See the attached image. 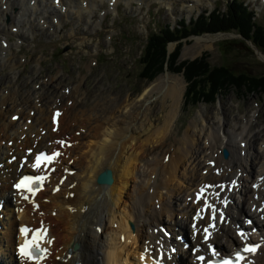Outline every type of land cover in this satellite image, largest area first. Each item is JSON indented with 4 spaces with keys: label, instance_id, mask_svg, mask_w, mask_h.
Returning a JSON list of instances; mask_svg holds the SVG:
<instances>
[{
    "label": "bare ground",
    "instance_id": "bare-ground-1",
    "mask_svg": "<svg viewBox=\"0 0 264 264\" xmlns=\"http://www.w3.org/2000/svg\"><path fill=\"white\" fill-rule=\"evenodd\" d=\"M87 1L96 6L97 0H41L40 4L31 0V7L23 10L10 30L20 28L26 11L32 10L51 13L59 22L63 17L58 11L65 15V6L76 9L80 4L76 14L83 18L92 12ZM109 1L115 6L120 0ZM222 37L196 40L212 44ZM3 49L0 63L14 72L6 80L8 88L0 91V206L6 219H12L2 223L0 264H143L152 256L162 264H201L197 256L203 255L206 261L212 258L209 243L224 255H230L231 249L241 250L244 244L237 226L245 225L249 217L255 220L247 232L261 248L243 264H264V131L255 134L259 139L255 145L252 120L231 129L230 116H217V123L199 118L174 148L168 140L183 103L182 80L172 89L173 104L162 106L168 112L153 119L150 101L155 93L164 95L157 92L161 84L146 87L135 99L129 93L111 92L108 99L96 95L92 104L80 84L67 93L54 83L55 78L44 80L41 90L34 84V90L24 92L17 83V62L7 44ZM65 127L72 130V138L57 148ZM75 127L85 128L86 133L82 136V131H73ZM199 140L202 145H197ZM50 149L60 154L44 190L29 200L19 197L13 184L26 170H33L36 155ZM224 149L230 154L227 159ZM107 170L114 182L99 184V176ZM175 184H186V191L174 202L177 206L173 204ZM197 195L203 198L197 200ZM206 197L211 207L203 215L200 210ZM213 209H223L226 219L205 241L203 228L209 226ZM219 219L218 212L215 222ZM21 227L30 229V236L35 228L47 233L44 238L36 236L44 250L42 258L33 261L21 256L17 248L25 238ZM164 228L173 234L172 240L163 235Z\"/></svg>",
    "mask_w": 264,
    "mask_h": 264
},
{
    "label": "rangeland",
    "instance_id": "rangeland-1",
    "mask_svg": "<svg viewBox=\"0 0 264 264\" xmlns=\"http://www.w3.org/2000/svg\"><path fill=\"white\" fill-rule=\"evenodd\" d=\"M36 2L40 4L41 0ZM47 2L51 3L52 0ZM231 2L232 0H199L193 3L192 10L193 5L189 0L186 3L185 0H120L115 6L109 0H97L95 7L87 1V9L92 12L85 13L83 18L76 14L80 4L76 5V9L65 6V15L58 11L63 17L59 22L52 18L51 13L32 10L26 11L20 28L14 27L15 29L10 30L23 10L31 7V0H6L5 3L0 0V59L5 55L3 45L7 44L17 62L15 72L18 74V86L24 92L34 90V84L37 85L36 89H40L39 85L44 80L55 78L54 83L67 93L70 87L80 84L81 92L88 97L87 102L90 104L96 95L108 99L111 92L129 93L135 99L146 87L161 84L157 92H163L164 95L161 97L155 93L150 101L153 119L168 112V108L165 111L162 106L173 104L172 89L176 87L178 80H182L183 103L178 121L168 140L169 146L178 147L185 131L199 118L217 123V116L222 114L232 118L229 127L231 129L252 120L251 141L256 145L259 139L255 134L264 131L262 91L251 93L247 87L230 86L221 90L212 102L193 105L190 98L186 97L189 84L184 76V68L181 72H176L165 65L153 79L146 80L142 77L141 57L149 35L165 25L176 26L183 19L190 23L205 12L215 9L224 12L227 4H232ZM239 2L245 3L256 12L258 23L264 22V0ZM6 7L10 8L8 12ZM42 16L45 17L44 22L41 20ZM15 30H19V33ZM219 34L223 37L212 44L196 40ZM176 50L178 56L175 67L183 62L205 59L211 69L227 67L236 74L244 72L252 77L264 75V51L256 49L251 42L235 32L191 35L181 41L171 42L167 47L168 58ZM13 72L0 63V91L8 88L6 80ZM75 130L82 131V136L86 133L85 128L75 127L73 131ZM72 135V130L65 127L57 139V148H60V139L69 142ZM261 140H264V132L261 133ZM197 145H202V142L199 140ZM191 175L192 172L187 173V177ZM186 181V184L190 183ZM185 185H174L177 191L173 194V204L176 206L178 203L174 202H178V196L186 191ZM177 215L176 219H179ZM163 218L166 220L167 217ZM167 233L169 235L171 232ZM172 238L173 235L168 239ZM182 239L186 240L179 237V240Z\"/></svg>",
    "mask_w": 264,
    "mask_h": 264
},
{
    "label": "trees",
    "instance_id": "trees-1",
    "mask_svg": "<svg viewBox=\"0 0 264 264\" xmlns=\"http://www.w3.org/2000/svg\"><path fill=\"white\" fill-rule=\"evenodd\" d=\"M231 3L227 4L224 12L219 9L205 12L190 23L183 19L176 26L165 25L149 35L141 57L142 77L153 79L165 65L176 72L184 68V76L189 84L186 97L190 98L193 105L212 102L221 90L230 86L247 87L251 93L259 90L264 93V75L252 77L244 72L236 74L227 67L211 69L205 59L183 62L175 67L178 50L168 58L169 43L204 33L235 32L256 49L264 51V22L258 23L256 12L245 3L239 0H232Z\"/></svg>",
    "mask_w": 264,
    "mask_h": 264
},
{
    "label": "snow or ice",
    "instance_id": "snow-or-ice-1",
    "mask_svg": "<svg viewBox=\"0 0 264 264\" xmlns=\"http://www.w3.org/2000/svg\"><path fill=\"white\" fill-rule=\"evenodd\" d=\"M59 115H60V113L57 112L56 116H59ZM59 143L63 144L64 142L60 141ZM58 155H59L58 152L57 153H53L52 156H47L44 153H39L38 155H36V163L33 164L32 167L33 168H38L45 161L50 162L53 159L54 156H58ZM43 179H44V177L43 176H39V175H37V176L25 175V176L22 177V179H20L19 183H16L14 185V187L16 189H26L27 191L32 192L33 194H35V189H33L31 185L33 184V182H40ZM220 187H224V185H220ZM202 191H203V189H202ZM23 198L25 200L28 199L27 196H24ZM197 199H199V197H197ZM205 205H206V207H211V205H208L207 202H205ZM197 215H199V213H197ZM223 218H224L223 217V213H221L220 214V219L223 220ZM213 219L214 220L216 219L215 209H213ZM249 223H251V221H249ZM192 227H193V230L195 231L196 226L193 225ZM209 227H212V225H209ZM20 231L22 233H24L25 235H27L29 230L27 228H25V227H21ZM203 231L206 233V235L203 237V239L205 241H208L209 240V236L207 235L208 228L203 229ZM239 235H240L241 238H243L245 234H244V232H240ZM36 239H37V237H34L32 241L26 240L25 244L20 246V254H21V256H28L29 258H35L34 254L29 249H30V245H34L36 243ZM212 247H213L212 244L209 243L208 244V248H212ZM257 247H259V245H251V244L245 245L243 247L242 251L245 252V253H252V252L256 251ZM37 250L43 251L42 249H39L38 246H37ZM218 254L219 253L215 249H213V255H218ZM235 255H236V261H240V260L244 259V257L241 255L240 251H237ZM161 258H163L162 254H161ZM141 259H144V257L142 256ZM197 259L199 261H204L205 257L203 255H199V256H197ZM154 264H156L155 258H154ZM208 264H214V262L211 259H209ZM217 264H233V261L230 260V259L225 258V259H222L219 262H217Z\"/></svg>",
    "mask_w": 264,
    "mask_h": 264
},
{
    "label": "water",
    "instance_id": "water-1",
    "mask_svg": "<svg viewBox=\"0 0 264 264\" xmlns=\"http://www.w3.org/2000/svg\"><path fill=\"white\" fill-rule=\"evenodd\" d=\"M229 151L227 149L223 150V156L225 159L229 158ZM114 182L113 174L110 170H107L103 172L98 179L99 184H104V185H111Z\"/></svg>",
    "mask_w": 264,
    "mask_h": 264
}]
</instances>
